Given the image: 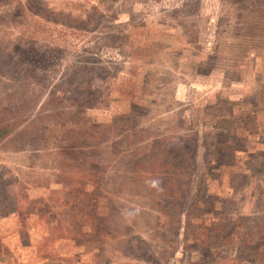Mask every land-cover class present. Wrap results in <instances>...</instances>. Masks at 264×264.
Returning a JSON list of instances; mask_svg holds the SVG:
<instances>
[{
	"label": "rangeland",
	"instance_id": "374dc122",
	"mask_svg": "<svg viewBox=\"0 0 264 264\" xmlns=\"http://www.w3.org/2000/svg\"><path fill=\"white\" fill-rule=\"evenodd\" d=\"M0 119V264H264V0H0ZM151 157L232 244L159 261Z\"/></svg>",
	"mask_w": 264,
	"mask_h": 264
},
{
	"label": "trees",
	"instance_id": "16d2710c",
	"mask_svg": "<svg viewBox=\"0 0 264 264\" xmlns=\"http://www.w3.org/2000/svg\"><path fill=\"white\" fill-rule=\"evenodd\" d=\"M64 93L61 92V96ZM100 95V94H99ZM57 98V97H56ZM87 108V107H86ZM66 112H59L55 113V115L58 116V120L52 126H60L64 127L63 125L65 122L67 123V118L74 114L75 109H67ZM80 110V108H79ZM51 112L50 109H47V113ZM79 112V111H78ZM49 114H47L48 116ZM32 115H29L27 117H31ZM37 115L36 117H38ZM35 117V116H34ZM65 120V122H63ZM1 121V119H0ZM60 124V125H59ZM103 125H88L84 127L80 133H89V131H92L94 134H96V139H99L102 134H104ZM72 131V130H70ZM45 135L48 137V134L50 132V128L45 127L44 129ZM8 135V128L7 125L4 126L3 123L0 122V140H2L4 137ZM208 155V154H207ZM211 161V157H207ZM206 166V165H205ZM209 166V164L207 165ZM173 169V165L170 162H160L156 157H151L149 159L143 160V162H134L133 164V171H131L132 178L136 179V181L139 182L140 187L142 188V192L140 193V197L142 198V202L145 203V206L152 212L159 214L153 225H150V228H152L154 231L157 240L159 242H163L162 246H159L160 252L158 254L159 261L161 263H167L169 260L173 259L174 254L176 253V241L175 237H177V234L174 236V239L169 237L171 231H176L179 233V231H182V238L178 244L181 246L182 249H190V250H196L199 252L198 254H204L207 252H217L218 244L226 246L227 244H232L233 235L230 234L227 237H215L214 234H210L209 232H212L213 229H209L206 224H203L202 221H193L194 219H191L192 212L195 211L198 206L196 205V192H191L189 194L190 201L187 205V211L186 213H182L181 208V201L183 200V197L180 198V188L184 189L185 184L181 183V179L183 178L182 173L180 170V173L177 177L176 173H171L172 175L169 176V178L165 181L163 185H158L156 187H153L151 184V181L153 180H160L161 178H164L167 170ZM177 171V172H178ZM176 179H175V178ZM169 180V181H168ZM193 189H196V184L193 187ZM139 193V192H138ZM138 195V194H137ZM170 198V199H169ZM180 199V202L178 203ZM169 199V200H168ZM166 201V202H164ZM168 212V215H167ZM172 213V214H171ZM182 216V217H181ZM194 222V223H193ZM209 233V234H208ZM160 238L161 241H160ZM167 240V241H166ZM219 241V242H218ZM228 246V245H227ZM245 246H249L250 249H248V253L245 255L246 257H254L255 255L261 253V248H264V242L256 243L255 245L245 243ZM171 252V255L169 254ZM234 253V252H233ZM166 255V256H165ZM231 259L228 257H225L223 260L227 261L226 264H234L240 263V259L238 257H232Z\"/></svg>",
	"mask_w": 264,
	"mask_h": 264
},
{
	"label": "clouds",
	"instance_id": "9594fccd",
	"mask_svg": "<svg viewBox=\"0 0 264 264\" xmlns=\"http://www.w3.org/2000/svg\"><path fill=\"white\" fill-rule=\"evenodd\" d=\"M151 184H152L153 187H156V186H158L159 181L158 180H153V181H151Z\"/></svg>",
	"mask_w": 264,
	"mask_h": 264
}]
</instances>
